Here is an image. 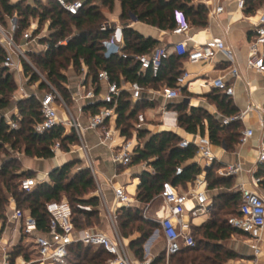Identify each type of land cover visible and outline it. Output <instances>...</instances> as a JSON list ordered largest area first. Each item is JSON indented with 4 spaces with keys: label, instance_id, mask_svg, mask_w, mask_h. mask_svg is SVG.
<instances>
[{
    "label": "trees",
    "instance_id": "obj_1",
    "mask_svg": "<svg viewBox=\"0 0 264 264\" xmlns=\"http://www.w3.org/2000/svg\"><path fill=\"white\" fill-rule=\"evenodd\" d=\"M73 1V0H71ZM193 0H120L123 24L124 48L123 52L129 55L123 58L120 55L105 56L104 42L112 36V31L101 30V26L108 22L104 10L112 12L116 0H87L84 7L76 15L65 11L55 0L47 2L35 1V5L19 0L11 3L10 0H0V21L8 25L7 20L17 14L19 29L15 38L30 27L29 18H37L42 26L49 23L50 35L41 39L47 44V50L30 51L28 53L32 63L55 86L66 102L72 107L71 90L67 88L69 82L67 69L70 67L82 75V67L88 69L86 85L99 84L98 72L106 68L112 81L120 83L123 75L130 83L138 82L141 86L153 85L158 91L165 86L175 87L178 76L182 73L180 62L184 56L171 54L164 62L157 77H153L150 70L141 71L140 64L134 60V55L148 54L160 45V41L146 37L129 27L134 16L138 21L158 27L162 30H172L176 26V13L181 12L186 19L195 26L205 27L208 24V9L205 5L195 6ZM264 5V0H248L246 13H256ZM43 9V10H42ZM0 22V23H1ZM38 25V26H39ZM38 34V27L35 30ZM71 37L67 45H59L61 40ZM17 40V39H16ZM5 56L0 46V62ZM26 74L30 77L29 84L39 82V75L25 62ZM41 89H48L44 83ZM18 91V80L15 73L7 69H0V219L6 221V210L10 199L14 198L18 207L37 220L38 230L41 233L48 231L50 215L46 204L50 201L67 200L72 208L73 223L77 229L97 226L104 220L100 199L95 195L96 183L91 171L83 168L72 171L81 164L80 160H70L61 167L50 172L49 181H41L32 192L20 190L19 182L24 178L36 176L32 171L18 173L21 162L13 152H21L25 157L51 159L54 157L52 146L56 141L61 142L63 151H69L70 145L76 143L73 134L64 136V129L57 127L39 135L34 132V126L41 121L40 102L35 97L17 102L21 119L19 128L11 129L6 119L1 116L4 110L11 107V97ZM99 95V86H96ZM214 98L220 111L227 117L239 112L230 98L222 93ZM105 106L102 101H92L84 106L85 116L99 112ZM107 106H112L109 104ZM178 113V126L190 134L205 135V124L208 125V137L212 145H227L228 150L240 143L241 132L238 129L240 121L223 125L222 121L201 108H192L187 111L184 103L171 105ZM117 126L122 134L130 138L137 123L142 108L133 106L132 94L122 91L117 101ZM148 132L138 131V136L144 138ZM183 139L173 131H163L152 135L144 147L135 149L131 165L147 162L155 173L143 171L140 173L141 183L138 186V199L147 204L153 201L160 193L162 183L171 181L174 185L186 184L193 181L202 170L196 164L185 166L197 154V148L189 145L180 147ZM184 166L183 173L176 174V169ZM264 168V165L261 166ZM258 174V173H257ZM208 189L218 187L231 188L228 179L215 175L214 164L206 173ZM264 183V180L262 181ZM241 204L239 191L220 193L214 197L210 219L201 226L193 229L196 246L183 248L171 256L172 264H234L242 255L226 247L237 230L232 228L228 219L238 214ZM142 207H121L118 210V223L122 235L130 239L134 233L139 236L131 239L129 248L135 257L143 258V245L152 232L159 227L156 221L146 219L141 214ZM229 214L225 219L222 216ZM199 234V237L197 235ZM24 240V238H23ZM8 250L10 264H16L19 258L31 260L34 252L22 242ZM111 256L102 248L73 244L69 247L68 264H107ZM165 253H161L153 264H165Z\"/></svg>",
    "mask_w": 264,
    "mask_h": 264
},
{
    "label": "built area",
    "instance_id": "obj_2",
    "mask_svg": "<svg viewBox=\"0 0 264 264\" xmlns=\"http://www.w3.org/2000/svg\"><path fill=\"white\" fill-rule=\"evenodd\" d=\"M31 5H35L36 0H24ZM47 2L48 0H38ZM65 11L76 15L84 7V0H55ZM238 9L243 13L248 8V0H236ZM224 11V6L217 4L213 10V14H220ZM245 16L253 17L251 21L253 26V36L249 44V53L247 57V67L253 71L264 74V10L259 9L254 14H246ZM176 26L172 29V33L185 36L184 40L178 42L174 46V53L187 57L189 61H209L214 59L219 53H224L228 60L233 64L235 55L224 40L213 38L205 43L194 46L192 49L188 47L187 36L192 28V23L181 12L176 13ZM7 28L0 23V46L5 51V56L0 62V69H7L11 73H15L18 77L19 92L16 101L24 100L35 96L40 102L41 121L34 126V132L43 135L54 128L62 127L64 136L73 134L76 137V143L70 145L69 151H63L61 142L56 141L52 146L54 157L62 154L81 155L82 164L76 170L87 168L91 171L96 183L95 195L100 199L102 215L104 216L109 231L99 226L86 227L77 229L73 223L72 208L67 200L50 201L46 204V209L50 215L48 231L41 233L38 230L37 220L30 214L25 213L23 209L18 207L14 198L10 199L9 207L12 208V214L8 216L10 221H19L22 223L23 234L32 242L35 258L24 260L21 264H68L69 247L73 244H82L102 248L111 258L108 264H153L156 258L165 253V264H171V256L180 252L183 248L196 246V240L192 232V219L205 214L208 211V195L206 192L207 178L205 174L198 175L192 183L190 189L183 191L171 181H164L162 188L157 197L162 199L163 205L156 212V218L148 217L159 224L143 245V258L135 257L130 252L129 241L125 238L119 228L118 210L121 207H134L135 200L127 192V188L123 184L115 185L110 179L108 182L112 186L114 199L110 202L104 190L101 181V174L97 163L92 155L91 146L86 139V133L93 131L100 137V142L107 145L112 152V161L124 168H128L132 163V158L137 148L138 131L144 128L146 116L143 113L138 115L137 123L132 131L133 136L128 138L123 135L117 126V101L123 89L116 82L111 80L109 71L101 68L98 72V81L106 83L107 90L102 96V102L105 106L101 107L99 112L87 117V121L83 122L76 115L71 106L66 102L60 91L39 71V69L30 61L28 53L34 50V47L42 46V50H47L48 45L42 44L41 39L47 38V32L35 34L37 24H32L22 34L21 42L18 43L15 38V32L19 29V19L17 14L7 20ZM47 30V29H45ZM101 30H111L112 36L104 42L105 56L120 55L128 58L129 55L123 52L124 35L123 26L111 22H106L101 26ZM71 37L61 40L59 45H67ZM171 55L169 48L165 46H157L148 54L134 55L133 58L140 64L141 71L150 70L153 77H157L164 62ZM27 62L34 72H36L40 80L34 85L44 83L48 89H44L42 95L37 96L27 91L30 77L26 74L24 63ZM232 75L239 76L237 67H232ZM88 69L85 65L82 67V93L79 92L74 97L76 102L80 100L95 101L98 96L94 88L86 89ZM187 74H183L177 78V87H164L159 91L165 100H174L180 97V85L186 80ZM212 85L222 94L233 97L235 88L233 84L228 83L224 78H218L212 81ZM69 88V87H67ZM129 90L133 100H140L143 88L138 82L130 83ZM112 104V106H107ZM84 106L79 107V113L84 114ZM252 109L249 107L244 111H239L233 116H227L222 119L223 125H229L237 121H243L246 115ZM168 109L165 108V113ZM1 116L6 119L11 129H18V120L21 114L16 107V111L12 113L10 110H4ZM261 127L264 131V117L260 116ZM254 136L253 129H245L241 135L240 143L245 144ZM197 148V154L205 159L206 164L211 166L216 161V155L213 152V145L208 135H196L193 140L183 139L180 147L186 148L189 145ZM18 157L24 155L17 152ZM148 165L147 162L144 163ZM258 166L264 165V141L261 143L260 151L257 157ZM184 167L179 166L176 174L183 173ZM243 171L240 163L228 166L221 174L225 177L239 174ZM24 172H28L24 169ZM252 174L253 187H246L244 184L237 187V191L241 194V204L238 208V214L230 216L229 225L237 230L232 235L233 239L242 237L244 242L250 247L252 257L245 260L244 264H264V195L259 191L262 177L254 176L252 169L248 170ZM49 181V173L42 176H33L24 178L19 182V188L25 192H32L39 182ZM202 187L204 189L200 190ZM193 203V207L188 209V203ZM152 201L149 202L145 209L150 207ZM8 207V208H9ZM188 213V214H187ZM155 236L162 237L164 248L159 255L152 251L151 239ZM5 258L2 264H10L8 251L4 249ZM17 264V263H16Z\"/></svg>",
    "mask_w": 264,
    "mask_h": 264
},
{
    "label": "crops",
    "instance_id": "obj_3",
    "mask_svg": "<svg viewBox=\"0 0 264 264\" xmlns=\"http://www.w3.org/2000/svg\"><path fill=\"white\" fill-rule=\"evenodd\" d=\"M17 1L19 0H14L13 2L16 3ZM86 1L87 0H84V2ZM192 3L195 6L205 5L209 13L207 26L200 27L192 24V28L187 35L190 38V40H188L189 49H192L194 46L205 43L213 38L222 39L225 41L226 45L233 50L235 62L232 64L224 53H219L214 59L209 61H189L187 57H183L179 66L182 73L179 76L187 74V77L185 82L179 87L181 93L180 97L174 100H165L153 85L148 84L147 86H142L143 93L141 99H132V103L133 106L137 104L138 107L142 108V112L140 113H143L146 116V123L143 129L148 133L144 138H140L137 135V148L144 147L146 141H148L152 135L163 131H173L182 139L188 140H193L196 135H201L200 131H198L197 134H190L186 132L185 129L178 126L179 113L174 107H171V105L184 103L187 105L188 112H190L192 108H201L222 121V119L226 116L220 111L217 103L214 101V98L221 94L212 85V81L218 78H224L228 83L234 85L235 95L229 98L232 104L238 108L239 111H244L249 107L252 109L246 115L244 120L240 121L238 129L240 130L241 135L245 129H253L254 131V136L249 139L247 143H238L234 145V149L232 150H228L225 142H223L220 146L213 145V152L216 155V161L214 163L215 175L219 178L228 179V184L231 185V188L218 187L208 189L207 180L206 192L209 199L208 211L205 214H201L192 219L193 232L195 227L201 226L210 219L212 203L215 196L220 193L234 190L237 191V187L242 184L249 188L253 187L252 174L248 173V170L252 169L254 171V176L262 177L264 180V168H261V166H258L257 164L260 146L264 141V131L260 123V116L264 117V74L253 71L247 67L249 44L253 36V26L251 21L255 20V18L245 16L246 12L243 13L238 9L236 0H193ZM217 4L223 5L224 11L220 14H213V10ZM261 9L264 10V5ZM121 13L122 6L120 0H116L115 7L112 12L104 10V14L109 19L108 22L123 26L120 19ZM129 27L135 29L146 37H152L160 41L161 46L169 48L171 54L176 55L178 54L174 53L175 44L185 38V36L172 33V30H162L158 27L140 22L134 16H132L129 22ZM48 28L49 23L46 24L45 29L47 30L45 32H49L48 34L50 35V30ZM34 50L41 51L42 46L34 47ZM233 66L237 67L239 70L238 77H234L232 75L231 70ZM71 70L74 74L71 76L67 74L69 79L67 87L71 90L73 101L71 108L83 122H86L87 116H85V114H80L78 110L79 107L85 106L92 101H86L83 99L76 102V100H74V97H77L79 92L82 93V75L77 74L73 68H71ZM119 81V85L122 87L123 91L131 93L129 90L130 82L127 81L123 75H120ZM97 85L99 86V95L97 94L98 98L95 101H102L101 99L106 93L107 85L103 82L96 84V86ZM35 86H37L38 90L33 91L31 94L37 96L42 95L44 89L40 88V84ZM96 86L90 85L88 87V85H86V89L90 90L91 88H94L96 91ZM177 86L176 80L175 87ZM27 91L30 93L29 89H27ZM186 100H188V103ZM14 105L15 106L11 105V107L8 108V110L12 113L16 111L17 103ZM165 108L168 109L167 113H165ZM205 127V135H208L207 123L205 124ZM86 139L91 146V152L100 171L101 181L108 200L112 202L114 199L112 186L108 182L112 179V182L115 185L123 184L126 186L127 192L135 200L134 206H143L146 208L148 203L143 204L138 199V186L141 183L140 173L143 171L155 173V170L151 166L145 165L144 162L139 165H130L128 168H125L124 172H122L123 174H119L118 171L121 166L112 161L111 149L107 145L100 142V137L97 133L88 131L86 133ZM16 153L17 152H13V155L18 158L23 165L18 173H23L24 169H27L28 172L32 171L39 177L46 173L50 174L51 171L61 167L70 160L81 161V155L79 153L72 155L62 154L61 156L53 157L48 160L28 158L24 155L18 157ZM236 163H240L243 166V171L241 173L227 177L221 174V172L228 166ZM191 164H196L199 168H201L202 172L199 175H206L207 171L211 167L210 166L206 171V167L209 165H207L205 159L198 154H196L193 159L189 160L185 166ZM190 183H192V181L187 182L186 184H179L177 186L183 191H188V189H190ZM202 189H204V187L200 190ZM259 191L264 195V183L260 184ZM157 198L162 202L161 198L156 197L155 199ZM162 205L163 202L158 209L154 210L149 215L147 210L146 215L151 218H156V212L162 207ZM187 207L188 209H191L193 207V203H188ZM12 212V208L9 207L6 210V221L4 219H0V264L3 263L5 258L4 249L8 251L10 248L20 243L24 237H26L22 232V223L19 221H10L8 219V216H10ZM104 221L106 222L105 218ZM107 225L104 229L109 231V227ZM134 238L131 237L130 239H127L130 242V240ZM239 238L242 240L238 241V239H233L231 237V239L234 240L232 241L234 243V246L232 247L234 249L239 248L238 251L245 257L244 260H248L252 257V251L244 242L243 238ZM150 244L152 246L153 253L156 255H159L165 246L164 241L158 236L152 238ZM23 261L24 259L21 257L16 263L21 264Z\"/></svg>",
    "mask_w": 264,
    "mask_h": 264
},
{
    "label": "rangeland",
    "instance_id": "obj_4",
    "mask_svg": "<svg viewBox=\"0 0 264 264\" xmlns=\"http://www.w3.org/2000/svg\"><path fill=\"white\" fill-rule=\"evenodd\" d=\"M11 1V3H15V2H13L14 0H10ZM43 10V9H42ZM29 20H30V26L32 25V24H35L36 22H37V18H29ZM1 22V21H0ZM48 22H46V23H44L42 26H40L39 24H37V27H38V33H41V32H45L46 30H45V28H46V24H47ZM1 24L5 27V28H7V25L6 24H3L2 22H1ZM39 25V26H38ZM49 33V32H48ZM17 40V42L18 43H20L21 42V35L20 36H17V38H16ZM30 59V58H29ZM30 61L32 62V60L30 59ZM68 75H72V74H74L73 73V71L71 70V67L69 68V69H67V72H66ZM29 91H30V93H32L33 91H36V90H38V88H37V86H35V85H31V86H29ZM18 92H19V86H18V91H16V93L11 97V105L12 106H15L14 104H16L18 101H16V96H18L19 97V95H18ZM22 163H21V168H22ZM77 169V167H74L73 168V172L74 171H77L76 170ZM124 170H125V168L123 167V166H121V168H120V170L118 171L119 172V174H123L122 172H124ZM127 170V169H126ZM24 173V172H23ZM162 204V202H161V200L160 199H155L154 201H153V203L150 205V207H148L147 209H145L143 206H142V209H141V214H142V216L144 217V214H146V211L148 210V215L149 214H151L154 210H156V209H158L159 207H160V205ZM229 216V214H226L225 216L223 215L222 217L223 218H227ZM104 217V216H103ZM145 218V217H144ZM106 225H107V223L104 221V220H101V222L99 223V224H97V226H99V227H102V228H105L106 227ZM108 226V225H107ZM139 234L138 233H134L133 234V238L134 237H136V236H138ZM197 237H199V234L197 235ZM162 238V237H161ZM237 239H238V241H241L242 239L241 238H239V237H237ZM232 241H234V240H232V239H229V241H227L226 242V247L227 248H229V249H231V250H233V251H235L236 253H238V254H240V255H242L243 257H244V255L242 254V253H240L239 251H238V249L239 248H233L232 246H234V243L232 242ZM26 247H28L30 250H32L33 251V247H32V242H31V240H29L27 237H24V240H23V242H22ZM33 258H35V257H33ZM245 258H239V259H237L235 262H234V264H244V263H246V261L244 260ZM107 264H108V262H107ZM172 264V263H171Z\"/></svg>",
    "mask_w": 264,
    "mask_h": 264
},
{
    "label": "water",
    "instance_id": "obj_5",
    "mask_svg": "<svg viewBox=\"0 0 264 264\" xmlns=\"http://www.w3.org/2000/svg\"><path fill=\"white\" fill-rule=\"evenodd\" d=\"M186 102L188 103V100H186ZM209 167H210V166H207V167H206V171L208 170Z\"/></svg>",
    "mask_w": 264,
    "mask_h": 264
}]
</instances>
